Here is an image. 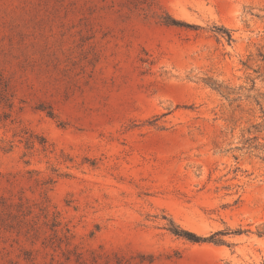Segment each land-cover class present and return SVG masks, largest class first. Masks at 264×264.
<instances>
[{
  "label": "rangeland",
  "instance_id": "1",
  "mask_svg": "<svg viewBox=\"0 0 264 264\" xmlns=\"http://www.w3.org/2000/svg\"><path fill=\"white\" fill-rule=\"evenodd\" d=\"M0 264H264V0H0Z\"/></svg>",
  "mask_w": 264,
  "mask_h": 264
},
{
  "label": "trees",
  "instance_id": "2",
  "mask_svg": "<svg viewBox=\"0 0 264 264\" xmlns=\"http://www.w3.org/2000/svg\"><path fill=\"white\" fill-rule=\"evenodd\" d=\"M173 232L177 233V231L175 229H173ZM188 234L193 236V234H191L190 232H188Z\"/></svg>",
  "mask_w": 264,
  "mask_h": 264
}]
</instances>
